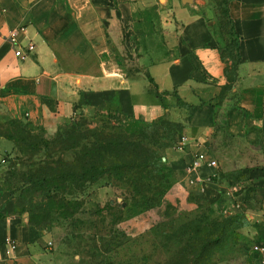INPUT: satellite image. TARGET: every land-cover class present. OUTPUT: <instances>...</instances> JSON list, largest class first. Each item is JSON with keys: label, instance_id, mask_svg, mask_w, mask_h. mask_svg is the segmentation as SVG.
Here are the masks:
<instances>
[{"label": "crops", "instance_id": "1", "mask_svg": "<svg viewBox=\"0 0 264 264\" xmlns=\"http://www.w3.org/2000/svg\"><path fill=\"white\" fill-rule=\"evenodd\" d=\"M221 6L241 59L223 100L222 53L232 38L218 32ZM19 28L21 45L36 48L21 60L0 40V116L49 139L111 113L183 124L185 147L169 149L166 160L172 185L164 201L174 208L194 209L192 194L216 187L229 165L264 163V0H0V36ZM129 54L141 68L134 76ZM8 143L0 146L14 149ZM206 151L220 168L189 173ZM253 176L256 206L243 232L264 247V167ZM110 190L107 179L93 186L96 194ZM12 200L0 180V264H71ZM7 240L16 242L15 251Z\"/></svg>", "mask_w": 264, "mask_h": 264}, {"label": "trees", "instance_id": "2", "mask_svg": "<svg viewBox=\"0 0 264 264\" xmlns=\"http://www.w3.org/2000/svg\"><path fill=\"white\" fill-rule=\"evenodd\" d=\"M225 18L221 33L232 39L222 53L228 85L221 94V100L234 89L241 64L240 40L233 36L227 14ZM115 115L123 116L111 113L102 117L100 120L104 123L97 127L90 120H84L76 129L60 132L51 139L32 131L28 125L8 119L11 129L7 133L0 132V138L15 145L18 160L27 169L7 180L5 189L12 199H15L13 191H18L26 206L33 197L49 196L38 216H35L36 211L30 214L31 225L45 230L43 225L52 219L56 209L71 210L72 203L67 201L68 197H74L104 179L109 184L113 181L127 184L140 197L153 192L156 197L149 201L151 208L161 202L172 185L171 182L168 189H164L165 177L162 174L169 172V179H172V172L166 169L167 161L160 151L173 148L176 143L171 136L174 133L178 138L185 126L169 122L166 118L147 123L126 116H123L125 123L113 124ZM74 206L81 208L79 202ZM21 212L26 213V210L21 208ZM242 220L232 216L212 219L206 214L190 220L168 237L169 242L183 247L165 264H218L216 258L228 246L230 235L250 225V222H244L248 221L247 218ZM255 257L260 264L259 258Z\"/></svg>", "mask_w": 264, "mask_h": 264}, {"label": "rangeland", "instance_id": "3", "mask_svg": "<svg viewBox=\"0 0 264 264\" xmlns=\"http://www.w3.org/2000/svg\"><path fill=\"white\" fill-rule=\"evenodd\" d=\"M221 17L218 32H221L223 19L226 20L223 6ZM127 61L129 74L134 76L141 71L134 55L129 54ZM113 117V124L124 120L123 116ZM167 121L172 122L169 119ZM89 122H93L96 127L104 123L100 118L90 119ZM10 129L9 120L0 116V132L7 133ZM181 135L176 138L173 133L171 138L176 144L170 149L179 147ZM1 140L6 139L0 138ZM8 145H12L14 149L0 146V180L4 188L7 180L27 169L18 160L19 153L15 145L12 142ZM254 146L260 148V143H254ZM168 150L163 149L160 155L169 161ZM257 162L241 167L231 164L222 175L217 171L219 178L213 181L216 187L207 185L189 198L196 206L194 209L165 205V196L156 207L151 208L149 201L156 197L153 192L140 197L127 184L113 181L109 184L113 190L108 192L96 194L92 185L84 192L68 197L67 201L72 203L71 210L56 209L52 219L43 227L52 236L57 250L69 256L71 264H165L183 247L169 242L168 237L190 220L204 214L212 219L222 220L229 216L240 217L242 222V219H248V212L256 206L254 190L257 178L253 174L264 167V163ZM166 169L169 170L168 165ZM162 175L165 177L163 187L166 190L172 179H169V172H163ZM218 186L222 187L217 188ZM13 192L15 210L21 211L23 208L29 216L33 211L38 216L39 210L45 208L48 202L49 196L39 195L29 199L26 206L18 191ZM78 202L81 204L80 209L74 206ZM244 222L249 224V219ZM137 224L144 225L141 232L137 231ZM243 230H235L230 235L228 246L216 258L218 264H259L253 253V241Z\"/></svg>", "mask_w": 264, "mask_h": 264}, {"label": "built area", "instance_id": "4", "mask_svg": "<svg viewBox=\"0 0 264 264\" xmlns=\"http://www.w3.org/2000/svg\"><path fill=\"white\" fill-rule=\"evenodd\" d=\"M25 29L19 28L13 30L8 36L1 37L0 40H3L9 43L13 49L15 50V55L17 58L21 60L28 59L35 51V45L33 43L28 44L27 46L23 47L21 45V37L24 35ZM187 139H183L180 142L179 149L183 150ZM203 168L214 169L218 170L220 168V163L211 156V153L206 151L199 153L194 160L193 165L188 170L189 173L197 172L202 170ZM7 246L9 247L10 251H15L17 249V244L13 240H7ZM253 253L259 258L260 264H264V247L262 245H254Z\"/></svg>", "mask_w": 264, "mask_h": 264}, {"label": "water", "instance_id": "5", "mask_svg": "<svg viewBox=\"0 0 264 264\" xmlns=\"http://www.w3.org/2000/svg\"><path fill=\"white\" fill-rule=\"evenodd\" d=\"M113 203V202H112Z\"/></svg>", "mask_w": 264, "mask_h": 264}]
</instances>
